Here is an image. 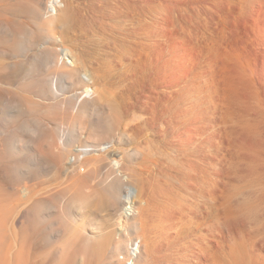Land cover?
Returning a JSON list of instances; mask_svg holds the SVG:
<instances>
[{
  "label": "bare ground",
  "instance_id": "1",
  "mask_svg": "<svg viewBox=\"0 0 264 264\" xmlns=\"http://www.w3.org/2000/svg\"><path fill=\"white\" fill-rule=\"evenodd\" d=\"M0 264H264V0H0Z\"/></svg>",
  "mask_w": 264,
  "mask_h": 264
},
{
  "label": "rangeland",
  "instance_id": "2",
  "mask_svg": "<svg viewBox=\"0 0 264 264\" xmlns=\"http://www.w3.org/2000/svg\"><path fill=\"white\" fill-rule=\"evenodd\" d=\"M50 12L55 13V10L51 8L50 6ZM126 147V146H125ZM136 147V145H131L129 147L126 148L127 151H133V149ZM163 145L159 144V143H153L152 145H150L149 149H151L152 151L158 153L162 150ZM107 169H104L102 172H105Z\"/></svg>",
  "mask_w": 264,
  "mask_h": 264
}]
</instances>
